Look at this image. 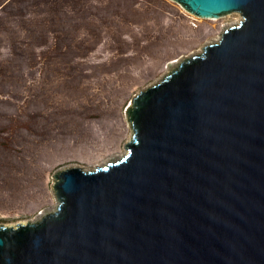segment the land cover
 <instances>
[{
	"label": "water",
	"instance_id": "95a60500",
	"mask_svg": "<svg viewBox=\"0 0 264 264\" xmlns=\"http://www.w3.org/2000/svg\"><path fill=\"white\" fill-rule=\"evenodd\" d=\"M239 13L139 90L126 152L53 174L55 208L0 224V264H264V0H174Z\"/></svg>",
	"mask_w": 264,
	"mask_h": 264
},
{
	"label": "rangeland",
	"instance_id": "374dc122",
	"mask_svg": "<svg viewBox=\"0 0 264 264\" xmlns=\"http://www.w3.org/2000/svg\"><path fill=\"white\" fill-rule=\"evenodd\" d=\"M240 19L174 0H0V224L52 211L54 172L119 159L133 96Z\"/></svg>",
	"mask_w": 264,
	"mask_h": 264
},
{
	"label": "bare ground",
	"instance_id": "6f19581e",
	"mask_svg": "<svg viewBox=\"0 0 264 264\" xmlns=\"http://www.w3.org/2000/svg\"><path fill=\"white\" fill-rule=\"evenodd\" d=\"M231 24H232V23H231ZM214 40L217 41L218 39H212V40H210V41L213 42ZM210 41H209V42H210ZM207 44H208V43H207ZM192 54H196V53H192ZM186 57H188V56L181 57V59H180L179 61H177V63L180 62L182 59H184V58H186ZM177 63H176V64H177ZM176 64H175V65H176ZM168 65H169V70L172 69V68L175 66V65L172 64V62H169ZM167 72H168V71H167ZM114 158H115V157H114ZM104 164H105V163H104ZM102 165H103V164H100V166H102ZM44 214H45V213H44Z\"/></svg>",
	"mask_w": 264,
	"mask_h": 264
}]
</instances>
